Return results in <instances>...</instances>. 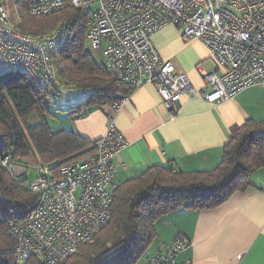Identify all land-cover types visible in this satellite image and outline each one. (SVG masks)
Returning <instances> with one entry per match:
<instances>
[{"label":"built area","instance_id":"obj_1","mask_svg":"<svg viewBox=\"0 0 264 264\" xmlns=\"http://www.w3.org/2000/svg\"><path fill=\"white\" fill-rule=\"evenodd\" d=\"M26 4L34 17L65 8L85 11L86 43L102 49L108 72L118 85L132 89L101 107L108 128L96 142L95 152L39 168L36 180L27 185L37 198L35 208L25 219L9 223L16 242L15 264L31 259L66 264L80 245L90 242L112 220L116 176L119 167L126 168L116 159L128 146L116 128L115 114L132 93L154 84L166 108L178 112L183 98L221 105L248 88L264 87V0H26ZM167 25L179 28L185 40L201 42L220 67V74L200 69L203 89L197 90L157 50L153 36ZM61 36L60 29L44 35L22 33L0 1V76L23 72L40 86L53 83L51 51ZM0 165L16 180L29 172L13 150L3 155ZM191 246L179 236L166 251L145 260L179 264L178 256Z\"/></svg>","mask_w":264,"mask_h":264},{"label":"trees","instance_id":"obj_2","mask_svg":"<svg viewBox=\"0 0 264 264\" xmlns=\"http://www.w3.org/2000/svg\"><path fill=\"white\" fill-rule=\"evenodd\" d=\"M18 30L44 35L62 30L51 51L56 79L86 92L85 100L68 110L82 117L91 107L109 105L132 89L118 85L104 64L86 52L88 14L65 8L44 17L31 16L26 0ZM36 84L23 72L0 76V162L14 151L18 162L28 166L84 159L95 152L96 142L46 120L52 96L50 86ZM40 119L32 125V117ZM264 167V121L236 127L224 147L219 165L211 171L183 172L153 166L143 174L120 183L112 203V220L90 242L80 245L66 264H138L156 239V222L181 210L213 209L252 184L251 176ZM37 198L25 179H13L0 165V264H15L16 242L11 221H21L35 208ZM26 264H40L36 259Z\"/></svg>","mask_w":264,"mask_h":264},{"label":"crops","instance_id":"obj_3","mask_svg":"<svg viewBox=\"0 0 264 264\" xmlns=\"http://www.w3.org/2000/svg\"><path fill=\"white\" fill-rule=\"evenodd\" d=\"M153 41L162 58L172 61L197 90L204 87L201 68L221 73L210 51L197 40H185L174 25L156 32ZM85 112L82 117L59 115L49 125L95 143L105 135L108 118L99 107ZM249 121H264V87L248 88L221 105L183 98L178 112H173L166 108L156 86L147 83L115 114L116 128L128 142L116 159L126 164L125 169L119 167L116 183L119 186L153 166L211 171L222 161L233 130ZM251 181L216 208L181 210L161 217L145 259L166 251L181 236L192 246L178 256L179 264H264V167Z\"/></svg>","mask_w":264,"mask_h":264},{"label":"rangeland","instance_id":"obj_4","mask_svg":"<svg viewBox=\"0 0 264 264\" xmlns=\"http://www.w3.org/2000/svg\"><path fill=\"white\" fill-rule=\"evenodd\" d=\"M2 1L10 15L11 20L19 25V23L22 20L23 17V8H20L19 4L17 3V0H0ZM18 29V28H17ZM86 52L90 54L95 62L97 64H104L105 58L102 49H94L91 46L86 47ZM54 87L50 86L52 96L49 99L50 107H49V113L46 116L47 122L52 126V121L55 117H59V115H62L67 113L68 110L72 107L78 106L80 103L83 102L84 99V92L77 90L72 85H64L60 82L59 78H55L54 80ZM40 122L39 117L34 116L31 119L32 125H38ZM44 164L40 160H38V163H35L33 165L28 166L29 172L28 174L23 178L27 180V185L31 184L33 181L36 180L39 168H41ZM144 260V261H143ZM145 257H143L139 264H145Z\"/></svg>","mask_w":264,"mask_h":264},{"label":"clouds","instance_id":"obj_5","mask_svg":"<svg viewBox=\"0 0 264 264\" xmlns=\"http://www.w3.org/2000/svg\"><path fill=\"white\" fill-rule=\"evenodd\" d=\"M26 180V179H25ZM27 181V180H26Z\"/></svg>","mask_w":264,"mask_h":264}]
</instances>
